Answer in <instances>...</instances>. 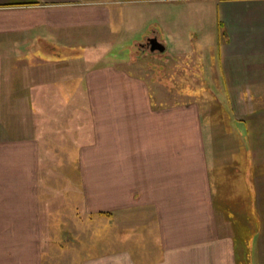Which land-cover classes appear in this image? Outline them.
I'll list each match as a JSON object with an SVG mask.
<instances>
[{
    "label": "crops",
    "instance_id": "crops-1",
    "mask_svg": "<svg viewBox=\"0 0 264 264\" xmlns=\"http://www.w3.org/2000/svg\"><path fill=\"white\" fill-rule=\"evenodd\" d=\"M168 4L173 29L144 21ZM189 18L198 45L204 21L223 30L226 84H264V0H0V264L100 259L103 216L111 261L264 264V112L204 108L205 123L194 96L151 86L194 68L191 34L155 77L138 55Z\"/></svg>",
    "mask_w": 264,
    "mask_h": 264
},
{
    "label": "rangeland",
    "instance_id": "rangeland-1",
    "mask_svg": "<svg viewBox=\"0 0 264 264\" xmlns=\"http://www.w3.org/2000/svg\"><path fill=\"white\" fill-rule=\"evenodd\" d=\"M176 7H178L176 5ZM163 8L166 9H173L175 8V5H165ZM178 11V10H176ZM141 14L147 15V17L144 18V21H149L151 18L158 17L160 15L164 16V24L169 25L170 29H173V20H171L170 15L179 14L180 12L176 13L175 11H164L161 10L159 7L157 8H142L140 11ZM199 17V16H197ZM193 18H189V21L183 20L179 22V31L186 30L187 37L183 36V40H178L175 38V35H171L168 37L167 33H159L161 35L160 40L166 43L168 46L165 51H151L149 46H146L145 43L139 45L140 52L139 57L141 61L146 64L145 66L149 67H156L155 70L149 72L153 73V76L155 77L157 68H162L163 62H168L170 64H174V62H177L178 60L181 63H184L185 59L181 55L177 54V51L181 49L183 46H192V43H189V38L191 34V40L193 41V45L195 46V52L187 51L189 54H187L186 60L188 62H185V64H189L192 68H186L182 67L181 65L176 66V71L173 72L171 75L167 76L163 72L161 74L160 80L157 81H164L166 84H152V87L158 86L166 88L165 90H179L180 93L184 94L183 96H179V100L188 99L189 95L190 97L194 96L195 99H197V102L199 103V106L203 109V115L205 116L204 122L206 123L208 121V116L205 114L204 108H210L214 111H223V108H226V110H229L232 114V111L234 113L240 114L244 116V114H252L253 110L255 109V112L260 113L264 112V84H259L255 86L252 85H230L226 84L227 81L223 75V71L221 70V53H220V39L224 40V33L223 30H220L219 33L221 34V38L218 37V32L216 33V24H214L213 21H204L207 24V27L205 28L203 35H208L205 38L208 39L207 43L201 42L202 44L198 45L196 39V36L194 33H190L188 31V28L191 27V25L194 23L192 21ZM156 23L154 21L149 22V26L147 30L153 33L152 31ZM210 30V33L208 31ZM188 31V32H187ZM134 31H132L133 33ZM214 32V33H212ZM131 34V33H130ZM195 36V39H194ZM148 38V37H147ZM146 38V39H147ZM202 39V37H200ZM127 40V39H126ZM102 40L97 44V46H92L91 49L93 50H100L103 47ZM89 46V45H88ZM90 47V46H89ZM138 47V46H137ZM202 53V54H200ZM87 54V53H86ZM178 56H177V55ZM92 55V54H87ZM96 55V54H94ZM169 67H172L171 65ZM170 70V68H169ZM163 71V70H162ZM159 72V71H158ZM157 72V73H158ZM211 72L212 83H210V80H204L201 78V74H209ZM170 73V72H169ZM204 74V75H205ZM221 75V76H220ZM164 78V79H163ZM239 80V79H237ZM242 80V79H241ZM235 81V80H234ZM174 96V95H173ZM231 109V110H230ZM231 116L230 114L226 113L225 117L228 119V117ZM251 116V115H250ZM229 119H231L229 117ZM245 119V117H244ZM239 129L238 127H236ZM246 133V126H244ZM255 146L256 142H260L259 148L255 147V153L261 156H264V138L259 133H255ZM251 137V135H250ZM247 141H250L249 136L246 137ZM246 141V140H245ZM100 228L98 230L99 232V242L101 247L99 248L100 254L98 257L100 259L96 260H83L82 262L78 261L77 264H125V262H118V261H111L110 262L107 258V254L109 252V245H108V237H107V218L105 216L100 217ZM91 230H87L86 232L81 235L79 238V241L75 243V249L73 258L77 257L80 253L82 256L87 257V254H90L92 246H90L89 241L93 240L92 237H89V232ZM92 232V231H91ZM104 246V247H103ZM95 250V248H94ZM93 250V251H94ZM103 250V251H102ZM96 256V254L92 255ZM51 258H53L51 261L47 262L46 264H67L69 262H63L59 261V256H57V251L53 250L51 254ZM72 262V261H71ZM74 262V261H73ZM136 262H126V264H134ZM139 264V262H137Z\"/></svg>",
    "mask_w": 264,
    "mask_h": 264
},
{
    "label": "water",
    "instance_id": "water-1",
    "mask_svg": "<svg viewBox=\"0 0 264 264\" xmlns=\"http://www.w3.org/2000/svg\"><path fill=\"white\" fill-rule=\"evenodd\" d=\"M148 46L151 51H165L166 46L163 42H161L157 36L150 37L148 39Z\"/></svg>",
    "mask_w": 264,
    "mask_h": 264
}]
</instances>
